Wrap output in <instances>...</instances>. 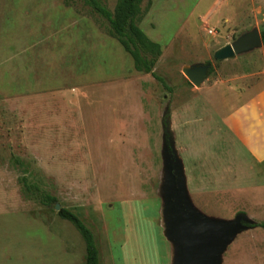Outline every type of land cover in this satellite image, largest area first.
I'll use <instances>...</instances> for the list:
<instances>
[{
	"label": "rangeland",
	"instance_id": "374dc122",
	"mask_svg": "<svg viewBox=\"0 0 264 264\" xmlns=\"http://www.w3.org/2000/svg\"><path fill=\"white\" fill-rule=\"evenodd\" d=\"M100 2L111 12L117 4ZM36 7L44 9L38 21ZM27 8L28 21L37 28L41 21L30 36L29 22L20 23ZM142 10L140 27L162 48L154 71L167 86L135 70L108 20L83 0H0V42L36 39L43 76L34 110L27 99L13 103L11 93L0 100V264H86L84 239L59 216L61 208L93 231L100 264H171L162 196L168 127L195 208L252 221L221 264H264V162L254 161L225 123L241 98L264 86V44L214 57L264 29V0H145ZM41 46H51L53 56ZM201 65L207 75L196 86L184 70ZM23 176L55 196L60 209L26 196Z\"/></svg>",
	"mask_w": 264,
	"mask_h": 264
},
{
	"label": "water",
	"instance_id": "95a60500",
	"mask_svg": "<svg viewBox=\"0 0 264 264\" xmlns=\"http://www.w3.org/2000/svg\"><path fill=\"white\" fill-rule=\"evenodd\" d=\"M262 44L260 31L252 30L233 44L218 49L214 57L225 60ZM207 70V66L201 65L185 69L184 73L194 85L199 86ZM162 155L164 235L173 246L171 264H221L225 250L240 232L249 228L252 221L244 213L237 214L232 220L211 218L195 208L169 127L164 134ZM55 205L60 209V204Z\"/></svg>",
	"mask_w": 264,
	"mask_h": 264
},
{
	"label": "crops",
	"instance_id": "0c3cea01",
	"mask_svg": "<svg viewBox=\"0 0 264 264\" xmlns=\"http://www.w3.org/2000/svg\"><path fill=\"white\" fill-rule=\"evenodd\" d=\"M37 10L41 12L44 9L36 7L34 21H38ZM22 13L24 21L20 23L31 19V8L24 9ZM45 14L43 13L40 17L44 22L45 28H47L45 23L50 18L43 19L47 16ZM42 16L44 17L42 18ZM28 22L25 25L28 27V36H30L31 33H35L37 29H40L41 21L38 28L36 27V22L35 24L31 23V20ZM50 23L49 27L51 31L53 23L52 21ZM51 36L52 33L48 37ZM26 37L20 39L16 35L15 40L12 38L9 41L4 36L0 42V100L2 101L7 94L11 93L13 103L15 100H17L16 102H20V99H27L25 101L30 104L29 111H31L35 109L34 104L37 101V87H41L37 85L35 87V84L43 76L38 75V52H35L37 51L36 46L39 42L36 39L32 42L28 41ZM39 48L40 53L48 51L50 56H53V48L51 46L50 48L49 46L46 48L41 46ZM31 49L34 50V53L30 52ZM225 123L248 155L256 162H264V86L255 94L241 98L226 115Z\"/></svg>",
	"mask_w": 264,
	"mask_h": 264
},
{
	"label": "trees",
	"instance_id": "16d2710c",
	"mask_svg": "<svg viewBox=\"0 0 264 264\" xmlns=\"http://www.w3.org/2000/svg\"><path fill=\"white\" fill-rule=\"evenodd\" d=\"M83 1L108 20L110 36L115 38L125 52L130 55L135 70L151 73L158 81L167 86L164 79L154 71L156 59L162 54L161 44L152 40L139 25L143 13L142 4L145 0H117L113 12L106 8L100 0ZM260 33L264 44V29ZM21 185L26 196L44 206H50L57 202L55 196L37 184L29 182L26 176L22 177ZM58 214L62 219L72 223L82 235L86 246V264H100V251L95 235L79 214L68 208H61ZM258 226L264 229V221L258 223Z\"/></svg>",
	"mask_w": 264,
	"mask_h": 264
}]
</instances>
